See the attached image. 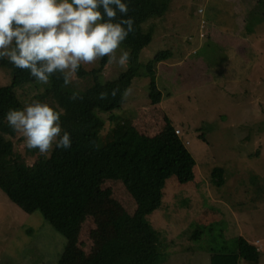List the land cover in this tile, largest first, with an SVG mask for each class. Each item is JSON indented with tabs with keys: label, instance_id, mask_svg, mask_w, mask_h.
Wrapping results in <instances>:
<instances>
[{
	"label": "rangeland",
	"instance_id": "rangeland-1",
	"mask_svg": "<svg viewBox=\"0 0 264 264\" xmlns=\"http://www.w3.org/2000/svg\"><path fill=\"white\" fill-rule=\"evenodd\" d=\"M158 2L167 11L143 24L153 33L140 55L142 75L120 108L96 110L104 123L99 144L113 139L124 120L171 154L187 149L196 161L194 179L169 177L161 206L146 215L159 234L158 264H264V0ZM163 50L170 55L157 66L162 97L153 103L145 66ZM124 70L107 62L103 89ZM11 81L0 65V84ZM90 83L76 75L71 85L83 90ZM47 86L29 83L18 93L27 105L40 101ZM14 139L19 162L32 170L41 154L24 147L20 134ZM136 210L122 179H103L66 237L0 188V264H100ZM241 236L257 247L258 261L240 257Z\"/></svg>",
	"mask_w": 264,
	"mask_h": 264
},
{
	"label": "trees",
	"instance_id": "trees-1",
	"mask_svg": "<svg viewBox=\"0 0 264 264\" xmlns=\"http://www.w3.org/2000/svg\"><path fill=\"white\" fill-rule=\"evenodd\" d=\"M123 2L128 4L127 15L134 19L135 28L122 43L130 51L126 70L109 91L103 89L100 79L107 57L91 68L81 65L76 75L91 78L90 85L83 90L64 86L59 73L50 77L40 102L50 101L54 108L63 111L61 127L70 134L72 144L66 150L54 145L49 156L41 155L32 170L19 162L14 139L18 133L7 124L6 114L10 109L26 106L18 88L39 82L27 70L0 59V65L12 74L10 84H0V188L24 211H41L54 229L70 237L97 183L103 179H122L137 202V210L100 264H158L159 234L146 215L161 206L169 177L175 175L182 183L194 179L196 161L187 149L171 154L158 140L142 134L124 120L117 121L112 130L113 139L103 146L99 144L104 123L96 110L112 111L122 106L123 93L142 75L144 64L140 55L152 40V27L144 29L143 24L167 11V4L158 0ZM169 55V50L159 51L145 66L144 74L152 78L149 96L153 103L162 97L155 80L157 66ZM113 89H118L114 97ZM73 92L83 99L72 100ZM101 93H106V98L101 99ZM238 253L248 261L256 262L259 258L257 247L242 236L238 239Z\"/></svg>",
	"mask_w": 264,
	"mask_h": 264
},
{
	"label": "clouds",
	"instance_id": "clouds-1",
	"mask_svg": "<svg viewBox=\"0 0 264 264\" xmlns=\"http://www.w3.org/2000/svg\"><path fill=\"white\" fill-rule=\"evenodd\" d=\"M128 12L123 0H0V59L27 70L40 84L59 73L64 86L76 80L81 65H94L105 57L126 69L130 51L121 45L135 31ZM117 91L112 90L113 97ZM106 96L100 94L101 99ZM70 98L83 99L77 92ZM62 114L34 100L23 109H10L6 121L23 137L24 147L47 155L54 145L71 147L70 134L61 127Z\"/></svg>",
	"mask_w": 264,
	"mask_h": 264
},
{
	"label": "built area",
	"instance_id": "built-area-1",
	"mask_svg": "<svg viewBox=\"0 0 264 264\" xmlns=\"http://www.w3.org/2000/svg\"><path fill=\"white\" fill-rule=\"evenodd\" d=\"M199 11L201 12V11H203V9H200ZM205 25H206L205 20H202L201 26L204 27ZM202 36H203V35H202Z\"/></svg>",
	"mask_w": 264,
	"mask_h": 264
}]
</instances>
